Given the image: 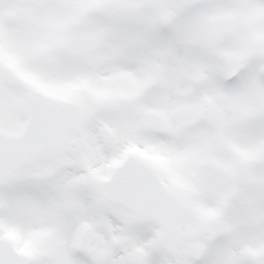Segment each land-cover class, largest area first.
I'll list each match as a JSON object with an SVG mask.
<instances>
[{
    "label": "snow or ice",
    "instance_id": "1",
    "mask_svg": "<svg viewBox=\"0 0 264 264\" xmlns=\"http://www.w3.org/2000/svg\"><path fill=\"white\" fill-rule=\"evenodd\" d=\"M0 264H264V0H0Z\"/></svg>",
    "mask_w": 264,
    "mask_h": 264
}]
</instances>
